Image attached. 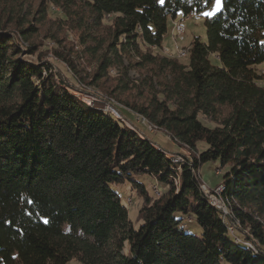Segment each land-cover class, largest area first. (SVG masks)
I'll use <instances>...</instances> for the list:
<instances>
[{
	"label": "trees",
	"instance_id": "obj_1",
	"mask_svg": "<svg viewBox=\"0 0 264 264\" xmlns=\"http://www.w3.org/2000/svg\"><path fill=\"white\" fill-rule=\"evenodd\" d=\"M213 1L0 0V264H264V0H222L206 16L208 40L185 47L188 64L162 51L170 19ZM56 8L96 56L90 81L74 75L80 90L116 68L105 92L190 156L175 163L125 115L58 79L32 42ZM209 160L229 169L227 213L201 188ZM124 184L143 201L138 227L114 188Z\"/></svg>",
	"mask_w": 264,
	"mask_h": 264
},
{
	"label": "rangeland",
	"instance_id": "obj_2",
	"mask_svg": "<svg viewBox=\"0 0 264 264\" xmlns=\"http://www.w3.org/2000/svg\"><path fill=\"white\" fill-rule=\"evenodd\" d=\"M37 6L38 3H35L33 10H35ZM222 6L223 1L221 0V7L219 10ZM216 11L218 10L216 9V0H214L206 12L214 13ZM62 15L63 14L58 8L52 9V11L46 15L43 23H41L39 34L32 39L33 43H37L40 46V53L42 54L43 60L48 61L53 65L58 79L64 81L65 84L70 85L73 92L77 93L84 99H88L89 102H92L93 99L96 98L101 99L107 104V108L111 107L117 111L119 115H125L136 126H138L141 133L146 134L153 141L170 151L174 155L173 160L175 163H178L176 160L177 158H180L177 157L178 155L190 156L189 151L176 144L166 132L163 130H157L147 118L133 112L118 97L109 96L105 92V89L115 84V79L119 75L116 68L111 69L110 76L106 80L101 81L95 86L85 84L86 86L84 85V88L86 91L84 92L80 90V88L83 87L76 80L75 76L84 77L87 79L86 81H90L91 76L95 72L97 60L96 56L90 53L87 48L88 45H92L90 44V41L85 45L83 43L81 30L74 28L71 25L64 24V22L61 21ZM205 19L206 16L204 13L184 16L182 12H179L176 19H170L169 21L168 33L163 40L162 51L168 55L177 56L183 63L188 64L189 56L185 51L187 50L185 47H189L195 36H199L203 41L208 40ZM180 20L184 22V32L179 37L175 31V23ZM65 53L75 61V67H77L78 71H73L62 58L58 57L59 54ZM28 58L37 61V55ZM211 58L216 62L214 56H211ZM139 73V71L131 70L129 75L131 78L135 79L138 77ZM121 98L138 103L143 102V98L136 92H133V94L131 92H124L121 95ZM118 121L122 126L125 125L122 120L119 119ZM204 121L208 125L211 124L206 120ZM228 170L227 166L223 168L221 167L220 161L209 160L202 164L199 172L202 183L201 188L202 190L203 188L205 189V192L204 190L203 192L206 193L209 202L211 201L214 206L222 210L224 213H227L228 209L225 200L223 199V190L219 189H222V180ZM144 181L146 183L148 182L147 179ZM114 188L119 192L122 202L127 205L129 209V218L133 221L135 226L138 227L141 223L139 222V209L143 204V201L137 193L132 190L130 184L114 185ZM148 188L151 190V193L153 192L157 195H160L166 189L163 185H159L154 180H149ZM64 228L66 231H69L68 225H65ZM186 230L195 233L200 232L201 227L195 220H190L187 222ZM237 233L242 235L239 230H237ZM127 249L128 246H126V250ZM74 264L79 263L77 262Z\"/></svg>",
	"mask_w": 264,
	"mask_h": 264
},
{
	"label": "bare ground",
	"instance_id": "obj_3",
	"mask_svg": "<svg viewBox=\"0 0 264 264\" xmlns=\"http://www.w3.org/2000/svg\"><path fill=\"white\" fill-rule=\"evenodd\" d=\"M178 22H180V21H178ZM182 29L183 30H181V32H180V35H182L183 34V32H184V22L182 21ZM177 35H179L178 33H177ZM186 52H187V50H185ZM88 102H89V100H88ZM108 110L109 111H111L113 114H115V115H117V116H120L119 114H118V112L117 111H115L113 108H111V107H109L108 108ZM176 159V158H175ZM179 159V160H178ZM182 161V157H180V158H177V160H176V162H181ZM224 189V187L222 186V189H219V190H223ZM205 192V191H204ZM206 194V193H205ZM215 198V197H214ZM210 203H211V201H210ZM211 204H213V203H211ZM222 209V208H221ZM232 231H233V228L231 227L230 228ZM246 244H248L249 246H251V247H254V245L253 244H250L249 242H246Z\"/></svg>",
	"mask_w": 264,
	"mask_h": 264
},
{
	"label": "built area",
	"instance_id": "obj_4",
	"mask_svg": "<svg viewBox=\"0 0 264 264\" xmlns=\"http://www.w3.org/2000/svg\"><path fill=\"white\" fill-rule=\"evenodd\" d=\"M182 29V20H180V22H176L175 23V31L179 34L180 37V32ZM177 157H182L181 155H178ZM203 190L205 191V189L203 188ZM218 193V192H217Z\"/></svg>",
	"mask_w": 264,
	"mask_h": 264
},
{
	"label": "snow or ice",
	"instance_id": "obj_5",
	"mask_svg": "<svg viewBox=\"0 0 264 264\" xmlns=\"http://www.w3.org/2000/svg\"><path fill=\"white\" fill-rule=\"evenodd\" d=\"M161 2L163 3V0H161ZM221 7V0H216V9L219 10V8ZM205 16H212L213 13L212 12H206L204 13Z\"/></svg>",
	"mask_w": 264,
	"mask_h": 264
},
{
	"label": "crops",
	"instance_id": "obj_6",
	"mask_svg": "<svg viewBox=\"0 0 264 264\" xmlns=\"http://www.w3.org/2000/svg\"><path fill=\"white\" fill-rule=\"evenodd\" d=\"M135 125V124H134ZM136 126V125H135ZM136 127H138V126H136Z\"/></svg>",
	"mask_w": 264,
	"mask_h": 264
}]
</instances>
